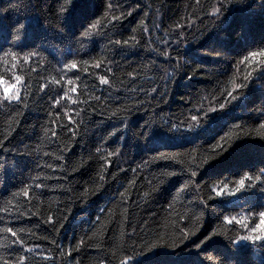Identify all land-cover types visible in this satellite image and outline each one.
Wrapping results in <instances>:
<instances>
[{
	"label": "trees",
	"instance_id": "16d2710c",
	"mask_svg": "<svg viewBox=\"0 0 264 264\" xmlns=\"http://www.w3.org/2000/svg\"><path fill=\"white\" fill-rule=\"evenodd\" d=\"M261 52L264 0H0V264H264Z\"/></svg>",
	"mask_w": 264,
	"mask_h": 264
},
{
	"label": "snow or ice",
	"instance_id": "6c2138e0",
	"mask_svg": "<svg viewBox=\"0 0 264 264\" xmlns=\"http://www.w3.org/2000/svg\"><path fill=\"white\" fill-rule=\"evenodd\" d=\"M81 2V0H73V6H75L76 3H79ZM109 7H111V5H109ZM223 8V4H221L220 7H214L213 8V14L215 16H217V18L219 17V14L221 13V9ZM61 13L65 12V9L64 8H61L60 9ZM117 17L113 16L112 17V20H116ZM99 24V21L96 22V24H93L92 27L95 28L96 25ZM21 27H24L23 25H21ZM88 33L85 32V36H87ZM179 36L182 38L183 37V33L181 32L179 34ZM162 43L164 44H168V41L167 40H163L161 41ZM116 44H119L120 41H115ZM125 43H127V41H125ZM167 53H165L166 55ZM32 55H35V54H32ZM250 55L252 57H255L257 55V53L255 52H252L250 53ZM260 55H264V52H261ZM248 57H245V59H247ZM28 57L26 56L25 57V60H27ZM76 63L75 62H72L71 65H69L68 67H71V68H76ZM99 66V65H97ZM13 67H15V65H13ZM23 78L21 76H16L15 77V80L17 83L15 84H8L4 81V79L2 77H0V85H3V92L2 94H0V103H3L4 101H15V102H20L21 100V93H20V89L18 87L19 85V82L22 80ZM56 83H59V81H56ZM101 83H107L106 79H104L103 77L101 78ZM238 87H247V84H243V85H238ZM73 92L76 91L75 88L72 89ZM153 91H155V89H153ZM67 95V94H65ZM231 99L233 101H235L237 99L236 96H233L231 93L228 94ZM98 99V98H97ZM221 109H223L225 107L224 104H220L219 106ZM209 111H215V109H210ZM208 113H205V116L207 117ZM191 120L196 122V125L195 127H198L199 126V121H198V118L197 116L193 115L191 117ZM261 128H264V123H262L261 125ZM171 131H186V132H191L192 130H194V125L193 124H189L187 129H181L180 127H178L176 124H173L171 125V128H170ZM223 139V138H221ZM217 147H219V145H217ZM162 159H171L172 157H168L166 156L165 154H161V157ZM189 171H191L189 169ZM191 176H196V172L195 171H191ZM101 179H103V177L101 176ZM187 186V185H186ZM245 186V180L244 179H241L239 180V188H237V191L240 190V188H243ZM198 187V186H197ZM223 193H217V195H222ZM25 196L28 195L27 191H25L24 193ZM229 195H234V193H229ZM144 196H148V193L145 192L144 193ZM259 223L256 224L255 228L252 229V233L253 234H250V235H246V236H242L239 238L238 241H235L234 243L236 244H239L240 242H243V241H250L252 243H255L257 241H262L264 242V212H260L259 214ZM226 220H228V218L226 217L225 218ZM7 232L11 233V235L13 237H16V239H14L12 241L13 244H19V245H23L24 241L20 239V237L17 235L16 232L13 231V229L11 227L5 229ZM193 235L195 233H192ZM216 233H213V235H215ZM188 238V235L187 233H184L182 232L181 234V243L183 242V240H186ZM53 243H55V241H53ZM165 247H176L178 245H175V244H168V243H165L164 245ZM157 247H160V244L159 243H155L152 245V248H157ZM196 247H200L199 244L196 245ZM152 248H149L148 251L150 252L152 250ZM27 251H31V249H28ZM26 258L25 257H20V261H19V264H23V261L25 260ZM122 264H124V262H122ZM192 264H195V262H192Z\"/></svg>",
	"mask_w": 264,
	"mask_h": 264
}]
</instances>
